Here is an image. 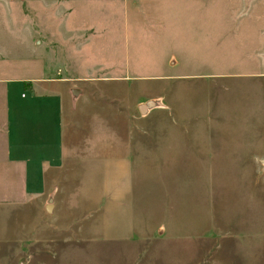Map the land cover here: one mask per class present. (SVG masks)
I'll use <instances>...</instances> for the list:
<instances>
[{"label":"rangeland","instance_id":"1","mask_svg":"<svg viewBox=\"0 0 264 264\" xmlns=\"http://www.w3.org/2000/svg\"><path fill=\"white\" fill-rule=\"evenodd\" d=\"M0 76L80 153L0 155V264H264V0H0Z\"/></svg>","mask_w":264,"mask_h":264},{"label":"crops","instance_id":"2","mask_svg":"<svg viewBox=\"0 0 264 264\" xmlns=\"http://www.w3.org/2000/svg\"><path fill=\"white\" fill-rule=\"evenodd\" d=\"M156 1L164 2L165 0ZM22 80L23 79L0 76V99L4 101L2 117L0 118L2 122L0 123V155H9L14 160V162L11 163V172L7 179L8 182L6 183L9 189L6 190L9 191L13 189L18 192L22 191L24 193L23 198L25 199L26 182L22 181V177L28 175L29 171H33L30 167L34 165V162H39L37 167L41 171L40 175L43 174L45 170L47 175H50L51 171L49 170L53 167L49 163V156L57 161L60 151L62 155L68 156L69 159H75V155L80 153L79 150L76 151L75 145L73 144V136L70 134L62 138L63 141L65 139L67 146L65 147L62 145V150L60 148L58 135L60 129L62 131L63 123L61 124V128L60 125L58 128V110L56 109L59 107L60 111H63L65 119L68 122L70 114L74 113L69 109L73 101L68 98V94L63 92L61 95L65 98L59 99L58 96L60 94L58 89L52 86L49 87L48 85L44 86L43 84H41V86H32V91L28 89L29 86H27L26 90H30L28 91L29 93L20 90V88H16L15 92H11L10 84L16 83L18 85L20 81L24 83V80ZM25 81H27V79H25ZM71 93L74 97L81 95L80 91L77 89H73ZM17 97L19 98L18 102H15L17 114L12 115L8 113V101L12 98L15 100ZM30 99L37 100L38 103H36V105H38L39 112H34L32 106L28 107L26 103L28 102L27 100ZM21 102H24L27 106L21 104ZM65 107L66 109H64ZM138 107H140V105H138ZM26 108L28 110L23 115H20V110ZM30 109L33 112H30ZM138 109L140 110V108ZM42 112L43 114H41ZM38 114H41L39 118L40 121L35 119V116ZM71 125H68V127ZM69 130L73 131L74 126ZM12 132L13 135H11ZM39 166L40 168L43 167L44 170H41ZM58 169L59 167H57V170L54 169L53 173L57 172ZM4 186H2V188ZM22 201L24 202V200ZM14 205L13 207L18 206L17 204Z\"/></svg>","mask_w":264,"mask_h":264},{"label":"water","instance_id":"3","mask_svg":"<svg viewBox=\"0 0 264 264\" xmlns=\"http://www.w3.org/2000/svg\"><path fill=\"white\" fill-rule=\"evenodd\" d=\"M149 105L150 106H153L154 105V102H152V101H149ZM140 111H143L144 110V105H140ZM50 209V205H47V207H46V210H49Z\"/></svg>","mask_w":264,"mask_h":264}]
</instances>
